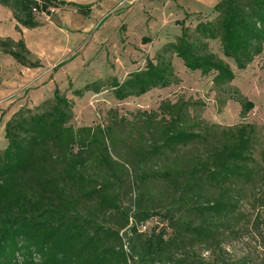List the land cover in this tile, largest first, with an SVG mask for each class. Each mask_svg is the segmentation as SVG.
<instances>
[{
	"label": "trees",
	"instance_id": "16d2710c",
	"mask_svg": "<svg viewBox=\"0 0 264 264\" xmlns=\"http://www.w3.org/2000/svg\"><path fill=\"white\" fill-rule=\"evenodd\" d=\"M0 6L11 12L22 34V28H40L42 15L71 7L90 18L95 5L0 0ZM213 11V20L199 21L192 28L186 25L190 14L185 13L176 22L180 35L153 59L147 55L146 67L123 81L114 77L79 90H72L69 81V91L63 92L55 84L51 97L36 107H22L6 123L7 145L0 150V264H235L219 253L221 244L209 243L216 241L222 221L238 209L230 199L235 184L257 190L259 199L256 194L253 198L264 208V158L259 164L254 157L257 126L205 127L189 115V103L168 110L161 106L168 123L138 156L141 165L149 159L171 162L148 173V178L167 185L171 202L162 220L166 225L147 233L142 225L159 214L140 201L134 202L133 210L124 208L122 177L116 172H128L110 153V130L71 125L73 98L100 94L106 88L123 102L177 84L175 59L192 73L212 77L214 90L227 95L218 103H238L246 118L255 104L233 83L236 72L247 70L264 52V0H221ZM124 30L125 25L121 34ZM151 42L142 39L143 45ZM213 42L219 44L221 56L211 49ZM0 53L23 68H43L23 38H0ZM73 59L57 65L54 73ZM193 148L205 152L195 154L189 163L176 154ZM136 169L144 172L141 166ZM210 191L214 198L207 195ZM197 248L209 253L208 260L196 259Z\"/></svg>",
	"mask_w": 264,
	"mask_h": 264
},
{
	"label": "rangeland",
	"instance_id": "374dc122",
	"mask_svg": "<svg viewBox=\"0 0 264 264\" xmlns=\"http://www.w3.org/2000/svg\"><path fill=\"white\" fill-rule=\"evenodd\" d=\"M220 1L98 0L93 3L95 5L93 10L97 11L95 17L97 20L93 23L82 22L85 17L81 14L76 15V9L71 7L61 9L62 12L55 15L54 11L51 15L54 25L66 28L84 23V27L87 24L89 26L85 27L88 29L86 33L79 31L81 35L77 34L78 37L67 34L64 39L60 34H56L52 38L54 35L46 31H44L46 36L31 37L46 42L42 51L45 54H48L49 44L58 47V43L61 47L59 49L69 48L75 53V56L68 57L67 60L74 59L55 73L51 66L42 68L50 72L46 73L48 77L41 86L44 92L39 95L40 99L36 100V104L52 96L56 85L62 92L69 91L68 82L72 81V90H79L92 82L106 84L114 77L123 81L130 73L143 70L147 64V55L153 59L165 44L174 41L180 35V27L176 22L183 20L185 13L190 14L186 25L192 28L199 21L213 20L216 17L213 8ZM43 16L47 15L41 17ZM13 20V16L11 19L0 16L2 34H8L12 26H16L17 23ZM102 21L103 23L98 27ZM123 25L125 30L121 34L120 29ZM144 37L151 38L152 42L143 45ZM211 49L221 56L218 43H211ZM174 67L180 80L177 84L164 90H154L140 98L119 102L114 98L113 91L106 88H103L100 94L89 92L82 99L73 98L75 103L74 119L71 122L73 127L101 126L105 130H110L108 136L110 153L114 161L125 165L128 172V174L116 172L122 177L121 199L124 208L131 207L133 210L134 202L140 201L142 207L159 214L142 225L141 230L147 233L166 225L162 220L165 209L171 202L167 185L162 181L148 178V173L160 171L171 162L167 161V158L149 159L141 165L138 155L148 149L153 138L157 137L160 130L168 123L169 116L163 111L168 110L170 106L181 102L191 104L189 115L196 117V121L200 124L204 123L205 127L217 125L219 128H231L243 123L257 126L254 157L259 164L264 158V52L247 70L236 72L233 86L255 104L254 110L244 119L241 117V106L238 103L234 101L218 103L227 100V95L214 90L212 77L205 78L200 73L186 70L177 59L174 60ZM41 74L27 71L9 56L0 55V112L22 99L23 92H26L25 96H27L31 84H40ZM51 81L54 84L50 83ZM161 106L166 107L160 110ZM2 123L1 118L0 125ZM214 131L217 133V130ZM6 145L4 133L0 129V150L5 149ZM204 152L203 148H193L179 150L176 154L189 163L194 159L195 154ZM138 166H141L144 172L137 170ZM110 177L112 178V175ZM232 191L235 192L230 199L238 203V209L228 220L222 221L216 241L209 244H221L219 253L227 262L264 264V239H262L264 208L260 207L257 199L253 198L256 194L259 199V192L241 184H235ZM207 195L211 198L216 196L214 191L207 192ZM257 229L263 233L262 237L257 234ZM201 251L200 248L196 249V259L208 260L209 253L202 254Z\"/></svg>",
	"mask_w": 264,
	"mask_h": 264
},
{
	"label": "crops",
	"instance_id": "0c3cea01",
	"mask_svg": "<svg viewBox=\"0 0 264 264\" xmlns=\"http://www.w3.org/2000/svg\"><path fill=\"white\" fill-rule=\"evenodd\" d=\"M67 2H73L76 4H81V5H90L93 4L94 2L98 1V0H65ZM104 8V7H103ZM58 12H62V10H55L54 15ZM96 10L92 11L90 18H84L82 22H92L97 20L96 17ZM76 15H78L77 11H76ZM0 16H4V17H8L9 19L12 18V14L11 12H9L7 9L3 8L0 6ZM47 16H43L40 17V21L42 23V26L38 29L35 30H28V29H24L22 28V34L18 33L16 31V26L13 25L12 28L10 29L11 32H8V34H2V31H0V37L2 38H11L15 41H18L20 39H24L28 49L32 52V54L37 57L38 60L41 61V64L43 65V68L46 67H50L51 68H55L58 64H60L61 62L65 61L68 59V57H73L75 56L69 48L64 49L59 47L60 43H56L58 47H54L53 44H49L50 46H47V53L45 54L44 52H42L44 50V47L46 46V42L43 39H31V37H33L34 35H44L46 36V33L51 32V34H53L54 36H52V38H54L56 36V34H60V36H62L64 39L67 37V34H69L71 37H76L77 34L81 35V32L86 33L88 31V29H86L85 27H88L89 25L87 24L84 27V23H81L82 25H75L74 27H59L57 25L52 24V16H48L47 19L45 18ZM14 21V20H13ZM15 22V21H14ZM1 23H0V27H1ZM71 26H73L71 24ZM1 29V28H0ZM44 31H46V33L44 34ZM81 31V32H79ZM78 37V36H77ZM42 40V41H41ZM53 41V39H51ZM60 42V41H59ZM50 43V42H49ZM55 44V45H56ZM0 55H2L0 53ZM5 56V55H3ZM23 68V67H21ZM27 71H30L32 73H42L40 75V84L37 85H33L31 84L30 87L32 88H28V95H26V92L22 93V99L18 100L17 103H15L13 106H10L9 108H7L5 111L0 112V119L2 118L3 123L0 125V129L1 131L4 133L5 130V125L6 123L12 118V116L17 113L22 107L27 106L29 108H33L38 106L40 103H42L43 101H45L44 99L39 103L36 104V100L40 99V94L43 93L44 91L41 90V86L43 84V81L47 76L46 73L50 72V70L44 71L42 68L40 69H26ZM45 72V73H43ZM50 74V73H49ZM48 74V75H49ZM37 83V82H36ZM50 83L54 84L53 81H51ZM59 87V86H58ZM30 89V90H29ZM54 90V89H53ZM47 97V96H46ZM51 97V96H50ZM49 97H47L48 99ZM3 113V116L1 117V114Z\"/></svg>",
	"mask_w": 264,
	"mask_h": 264
},
{
	"label": "built area",
	"instance_id": "2783aa9c",
	"mask_svg": "<svg viewBox=\"0 0 264 264\" xmlns=\"http://www.w3.org/2000/svg\"><path fill=\"white\" fill-rule=\"evenodd\" d=\"M37 2L41 3V0H37Z\"/></svg>",
	"mask_w": 264,
	"mask_h": 264
}]
</instances>
